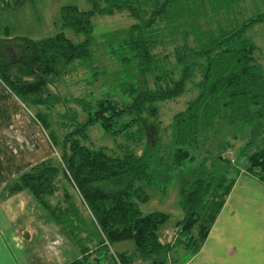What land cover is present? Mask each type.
Returning a JSON list of instances; mask_svg holds the SVG:
<instances>
[{"label":"trees","instance_id":"1","mask_svg":"<svg viewBox=\"0 0 264 264\" xmlns=\"http://www.w3.org/2000/svg\"><path fill=\"white\" fill-rule=\"evenodd\" d=\"M86 1L85 8L62 4L56 30L47 36L0 42V80L36 107L35 118L59 147L57 158L36 162L3 191L27 189L79 239L80 254L64 264H101L107 254L127 264L132 255L109 249L110 242L126 238L133 239L139 256L160 257L158 264H165L161 258L168 252L188 256L202 243L239 168L264 182V70L254 55L257 45L246 34L264 21V10L250 9L243 16L241 0ZM122 9L130 23L99 33L108 37L110 55L122 71L114 86L117 95L112 89L77 99L82 116L68 112L66 129L57 133L39 108L51 105L53 97H42V92L70 65L91 62L99 36L93 33L92 15ZM229 16L238 19L223 25ZM165 43L171 47L161 55L155 48H165ZM189 86L195 92L163 126L169 140L162 143L157 101L178 96ZM92 124L121 136L122 151L84 143ZM227 127L246 135L237 158L224 155L215 143ZM241 160L240 167L236 164ZM187 162L192 167L188 184L180 189L183 214L162 240L157 229L166 213L140 211L139 202L148 196L142 182L164 185L171 169ZM79 210L89 213V223Z\"/></svg>","mask_w":264,"mask_h":264},{"label":"crops","instance_id":"2","mask_svg":"<svg viewBox=\"0 0 264 264\" xmlns=\"http://www.w3.org/2000/svg\"><path fill=\"white\" fill-rule=\"evenodd\" d=\"M23 108L0 80V264H64L80 254L79 239L27 189L3 191L54 149ZM239 169L202 243L182 264H264V182ZM78 214L90 222L87 211Z\"/></svg>","mask_w":264,"mask_h":264},{"label":"rangeland","instance_id":"3","mask_svg":"<svg viewBox=\"0 0 264 264\" xmlns=\"http://www.w3.org/2000/svg\"><path fill=\"white\" fill-rule=\"evenodd\" d=\"M76 4L81 8L88 6L86 0H0V42L8 41L7 39L18 36H27L32 38H39L47 36L56 30V22L59 19L60 6L62 4ZM243 8V16L248 14L247 10H264V0H241ZM206 4V1H203ZM239 16V13H237ZM220 19V18H219ZM238 19L232 16L224 20L223 25L227 21ZM131 18L127 15L125 9L113 11L110 14H93L91 22L93 26V33L99 34L105 30H113L116 28H124L130 23ZM211 22L215 25L214 20ZM211 25V24H207ZM206 25V26H207ZM115 31V30H114ZM66 33L73 39L79 36L72 34L69 30ZM246 34L255 42L257 48L254 50L256 59L260 62L264 70V21L254 23L246 30ZM118 37L121 34L117 35ZM191 36H188L190 39ZM108 37L97 36L96 44L92 47L91 62H76L70 65L67 72L57 76L53 81L46 85L42 92V97L51 95L53 103L48 107H39L45 111V117L49 122L51 128L55 129L57 133H62L66 129L68 122L65 115L68 112H74L78 118L82 116L80 104L77 99L89 98L91 95H102L111 91L113 95L115 92L117 76L122 71H119V64L115 57L110 55L107 47ZM171 44L165 43V48L158 46L155 48L160 51L162 55L165 51H169ZM96 73V74H93ZM148 82L151 83V78L147 77ZM195 90L192 86L183 91L178 96L157 101L159 122V135L162 143L169 140V132L163 129V126L168 124L174 112L183 108L186 102L193 96ZM23 103L25 111L35 114L36 107L27 99L19 98ZM38 107V106H37ZM64 119V120H63ZM62 121V122H61ZM64 122V124H62ZM74 125V124H73ZM231 127V126H230ZM227 127L215 137L216 146L223 151L224 155L232 158H237L239 155V146L246 138L242 132L241 135L234 132L235 128ZM47 133V130H45ZM225 131V132H224ZM234 132L236 136H233ZM83 142L88 145H104L108 150L115 153L122 151L123 138L121 136H112L104 133L97 125L92 124L87 127L85 138ZM228 142L226 147H222V143ZM58 145L52 148V156L57 158ZM243 161L238 162L240 167L243 166ZM192 164L183 163L171 169L166 183L163 185L158 182L156 184H149L142 182V189L147 193V199L139 202V208L142 213L153 210L163 211L166 213L165 219L159 224L157 232L160 239L165 240L170 236V230L174 228L176 221L182 216L183 210L180 206V189L185 187L190 180V171ZM163 185V186H162ZM69 188V187H68ZM70 189V188H69ZM71 190V189H70ZM60 194V189L58 192ZM75 203L78 204L77 198H74ZM63 205V202H61ZM109 249L111 252L124 251L132 255V261L127 264H158L160 257L156 255L139 256L135 249V244L132 238L119 239L110 242ZM110 254H107L102 259L101 264H119ZM157 257L154 261L153 258ZM186 254L181 252H168L165 258L162 256L165 264H182L186 259Z\"/></svg>","mask_w":264,"mask_h":264}]
</instances>
